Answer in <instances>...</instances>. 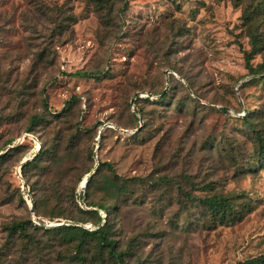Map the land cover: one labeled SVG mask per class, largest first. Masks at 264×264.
Returning a JSON list of instances; mask_svg holds the SVG:
<instances>
[{
    "label": "rangeland",
    "instance_id": "374dc122",
    "mask_svg": "<svg viewBox=\"0 0 264 264\" xmlns=\"http://www.w3.org/2000/svg\"><path fill=\"white\" fill-rule=\"evenodd\" d=\"M261 1L0 0V264L19 257L5 227L35 219L18 185L20 166L40 146L55 161L46 180L32 178L38 202L55 184L67 204L73 194L85 210L89 202L115 205L109 226L125 264H235L264 254L255 143L264 137V72L253 76L245 59L254 70L264 63ZM245 11L263 40L258 50ZM62 17L69 19L56 29ZM77 127L89 129L79 141L71 139ZM99 163L127 179L125 196H107L105 166L90 188L83 183ZM214 195L230 199L223 223L201 204ZM52 203L42 201L36 215L49 220ZM77 216L83 221H51L96 228L93 217ZM35 235L47 245L38 264H63L70 247L58 234ZM27 255L26 264H37L38 254Z\"/></svg>",
    "mask_w": 264,
    "mask_h": 264
},
{
    "label": "trees",
    "instance_id": "16d2710c",
    "mask_svg": "<svg viewBox=\"0 0 264 264\" xmlns=\"http://www.w3.org/2000/svg\"><path fill=\"white\" fill-rule=\"evenodd\" d=\"M127 2L128 0H124L123 6H126ZM260 4H264V1H261ZM67 19H69V17H62L58 21V23L55 22L54 24L56 26V29L60 27L63 29V26L66 24L65 21ZM242 19L244 25L248 28V36L252 49L258 50L261 46L260 42H262L263 40H259L258 34L254 29H252V26L254 24V22L252 21L253 13H247L245 11L242 15ZM245 55L247 68L250 73L253 74V76L256 73L264 72V63L259 65L257 70H254L251 65H249L248 54L245 53ZM73 75L80 77H95V74H90L88 72H76ZM159 96L161 97V99H163L165 97V94L163 92H160ZM135 98L139 99L137 95L135 96ZM145 100L148 101V99ZM73 101L74 100L67 102V106L63 109V111L67 110V108L70 107ZM134 110L135 114L137 113L138 115H141L140 110L136 106H134ZM135 114H132V117L136 121H138L137 115ZM31 121L37 123L40 122V119H38L36 116H32ZM106 130H111V128L104 129V131ZM29 131L31 130L29 129ZM88 131L89 129L80 130L77 127L74 133H72L73 135H71V139H76V141H79L81 134L87 133ZM102 133L103 132H100V137L103 136ZM255 143L258 146V160L261 164L264 165V137L260 134H256ZM20 146L21 145H19L18 148ZM6 155L7 154H0V160L5 158ZM54 161L55 154H53L50 150L43 151L42 147L40 146L39 150L34 152L31 155V158L24 162L20 167L21 177L24 181V184L29 188V194L32 199L31 212L35 219H32V221H12L5 227L7 233V242L11 245L15 241L19 243L18 246L20 248H18L16 245H12L13 248L16 247V253H18L19 256L17 257L18 264H26L27 262H30L31 258L27 254L31 252L35 255L38 254L36 260L37 264L40 263L42 257L39 256V254L41 253V250L44 248V246H47L44 245L43 242L35 235V233H37V231L41 229L47 233H57L60 239L59 242L70 247L69 256L62 259L63 264H104V259H110L114 264H125L123 259L124 253L117 250L116 241L111 236V228L109 226L110 220H115L117 216L115 205L111 204L109 205V207H106L105 205L100 203L96 204L94 202H89L86 206L91 207V209L85 210L79 208L76 205L73 194L71 196H68L69 203L67 204L64 201V194H62L58 190H55V184L50 187V194H43V196L39 198L38 202L33 189V186L36 185H34L35 181L32 178L38 177L40 181H43V179L46 180V178H48V176L52 174ZM102 166H105V168L110 172V177L105 180V184L103 185L105 191L107 192V196L109 198L125 196L129 189L128 181L127 179H121L117 174H115L113 167L109 163H99L98 168H95L94 172L86 178L85 185L88 188L92 186L94 180L101 172V168L99 167ZM92 169L93 167L84 170L78 181L81 179V177L87 175ZM30 181L33 182L32 186L28 183ZM43 184L44 182H42V186ZM18 191L20 193L22 203H24V205L28 209V206L22 197L20 185H18ZM44 200L47 202L53 201L51 213L46 215L49 220L46 221L40 219V215H36V212L38 213V206L40 204L42 205V201ZM201 204L205 206L206 210L220 223L226 221V219L231 215L230 199L226 196L214 195L211 197H207L201 201ZM93 208H96V210H94ZM109 210H112L111 214H109ZM99 211H103L106 216L104 218H101L98 214ZM77 214H83L89 217H93L97 224L96 228L89 230L88 228L78 226L74 223H59L58 225L54 226H46L47 223H58L51 220L60 218L70 220L71 222L75 223L83 221V219L79 218ZM109 216H112L113 218L110 219ZM30 227L32 228V230ZM31 231L35 232L33 233ZM52 244L53 243H51L49 246H51ZM54 245L55 242L52 247ZM88 250L92 251V257H87L84 255V253ZM57 256H59V254H57ZM235 264H264V254L254 256L243 261H238Z\"/></svg>",
    "mask_w": 264,
    "mask_h": 264
},
{
    "label": "built area",
    "instance_id": "2783aa9c",
    "mask_svg": "<svg viewBox=\"0 0 264 264\" xmlns=\"http://www.w3.org/2000/svg\"><path fill=\"white\" fill-rule=\"evenodd\" d=\"M30 158H28V160ZM20 191H21L23 199L25 200V202H26V204L28 206V209H30V206H32V199H31V196L29 194V188L24 184V181H23L22 177H20ZM58 224L59 223H47L46 226L49 227V226H54V225H58Z\"/></svg>",
    "mask_w": 264,
    "mask_h": 264
},
{
    "label": "water",
    "instance_id": "95a60500",
    "mask_svg": "<svg viewBox=\"0 0 264 264\" xmlns=\"http://www.w3.org/2000/svg\"><path fill=\"white\" fill-rule=\"evenodd\" d=\"M28 160V159H27ZM21 167V166H20ZM19 176L21 177L20 173H19ZM85 182H86V179H85ZM30 210H32V206H30Z\"/></svg>",
    "mask_w": 264,
    "mask_h": 264
},
{
    "label": "bare ground",
    "instance_id": "6f19581e",
    "mask_svg": "<svg viewBox=\"0 0 264 264\" xmlns=\"http://www.w3.org/2000/svg\"><path fill=\"white\" fill-rule=\"evenodd\" d=\"M83 183H85V180H84V182Z\"/></svg>",
    "mask_w": 264,
    "mask_h": 264
}]
</instances>
